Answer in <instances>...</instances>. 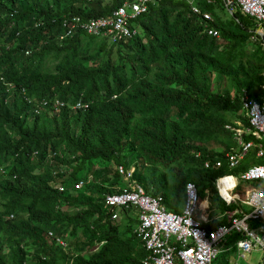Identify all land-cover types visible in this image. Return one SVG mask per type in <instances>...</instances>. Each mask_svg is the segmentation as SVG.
I'll return each mask as SVG.
<instances>
[{
    "label": "trees",
    "instance_id": "1",
    "mask_svg": "<svg viewBox=\"0 0 264 264\" xmlns=\"http://www.w3.org/2000/svg\"><path fill=\"white\" fill-rule=\"evenodd\" d=\"M119 5L0 0V264H142L148 252L133 233L137 210L120 209L113 220L105 201L126 185L119 167L134 168V180L168 211H183L186 186L195 183L222 215L237 205L221 199L216 180L264 164L256 156L264 140L252 134L245 140L256 147L237 167L225 159L237 144L226 126H250L243 90L259 100L264 84V36L254 19L232 14L223 0H197L213 20L187 0H159L127 40L80 31L61 39L66 20L110 17ZM22 89L48 105L35 113ZM246 185L236 189L242 198ZM225 224L226 216L205 227ZM241 237H229L220 262L235 258Z\"/></svg>",
    "mask_w": 264,
    "mask_h": 264
},
{
    "label": "built area",
    "instance_id": "2",
    "mask_svg": "<svg viewBox=\"0 0 264 264\" xmlns=\"http://www.w3.org/2000/svg\"><path fill=\"white\" fill-rule=\"evenodd\" d=\"M120 5L115 8L110 17L91 18L83 21L81 17L73 16L71 20H66L67 33L61 39L72 37L76 31L85 32L91 36H104L115 39L131 38L137 34V29L132 27V23L139 16L147 13L149 5L157 3L159 0H115ZM216 0H208L209 3ZM225 6L233 14L240 11L242 14L254 19L256 30L260 36H264V0H223ZM88 3H97L96 0H86ZM101 2V1H99ZM191 10L202 15L205 20H212L208 13L201 12L196 4V0H187ZM133 30V31H130ZM210 36L219 37L218 31L209 29ZM30 52L27 51V54ZM57 105L63 106L59 101ZM242 109L244 117L249 121L250 126L245 127L238 122V127L227 125L226 128L233 133L236 147L232 148L226 156L227 165L235 168L243 161L249 152L256 147L254 142H247L245 136L252 134L258 140H264V84L259 91V100L252 98L248 90H243L241 95ZM47 105L45 101L42 108ZM80 107V104L76 106ZM258 158L264 157V147L258 144L256 150ZM210 163H206L209 167ZM222 161L215 163V168H221ZM119 172L123 176L126 185L120 192L108 194L105 197L106 204L112 208L113 220H118L120 214L118 210L123 208H135L139 224L133 233L143 242L148 256L142 264H239L238 260H245L248 253L255 250L264 252V190L252 187L249 183L262 181L264 183V164L252 165L240 176L223 175L216 180V187L221 199L229 206L237 205V209L225 211L222 215H213L215 209L212 208L208 198L207 207L202 209L198 187L195 183H188L186 186V202L181 213L168 211L162 204L161 199L150 196L142 185L133 178L134 169L126 171L119 167ZM240 183H246L245 198H242L236 189ZM86 182L80 181L74 186L78 191L84 188ZM223 188L228 197L224 195ZM63 191V188H60ZM244 207L249 211L243 210ZM226 216L228 224L221 225L210 231L205 225L211 224L214 220ZM260 222L256 227H252L254 222ZM240 234L242 237L234 245L236 258H227L224 262L219 261L221 254L229 251L227 242L232 234ZM54 237L52 232L49 233ZM56 243L67 249L69 243L64 238L56 237ZM260 264H264V257Z\"/></svg>",
    "mask_w": 264,
    "mask_h": 264
},
{
    "label": "rangeland",
    "instance_id": "3",
    "mask_svg": "<svg viewBox=\"0 0 264 264\" xmlns=\"http://www.w3.org/2000/svg\"><path fill=\"white\" fill-rule=\"evenodd\" d=\"M96 1H103V0H96ZM112 1H114V0H112ZM132 27L134 28V22L132 23ZM130 31H133V30H130ZM257 31H260L261 32V29L259 27H257ZM222 84L224 86L225 82L223 81ZM214 86L216 87V84L215 83H214ZM257 183H258V185H260L258 188H263L264 183H262V182H257ZM224 193L228 197L229 194L227 195L226 192H224ZM205 201H208V200H205ZM137 214L138 213L136 211H134L133 215L134 216H137ZM66 241L68 242V240H66ZM69 248H70V245L65 250H68ZM234 257L236 258L237 255L235 254ZM263 257H264V252L263 251L255 250L252 253H248L245 260H243V259L242 260H238V262H239V264H260L262 262Z\"/></svg>",
    "mask_w": 264,
    "mask_h": 264
},
{
    "label": "clouds",
    "instance_id": "4",
    "mask_svg": "<svg viewBox=\"0 0 264 264\" xmlns=\"http://www.w3.org/2000/svg\"><path fill=\"white\" fill-rule=\"evenodd\" d=\"M30 52V51H29ZM26 53V55L27 56H30L31 55V52L29 53V54H27V51L25 52ZM22 95H23V97H24V99L29 103V104H31V105H33L34 106V111H35V113H38V107H40V106H43V103L45 102V100L44 101H42L41 102V104H37L36 102H35V100L34 99H31V98H29V97H27L26 96V90L25 89H22ZM56 101H59V100H55V102ZM47 102V101H46ZM60 102V101H59ZM61 103V102H60ZM64 104V103H63ZM47 105H48V102H47ZM46 105V106H47ZM55 105H57L56 103H55ZM57 106H59V107H64L65 106V104L63 105V106H61L60 104H58ZM77 106V105H76ZM76 106H75V108H76ZM45 107V106H44ZM78 108V107H77Z\"/></svg>",
    "mask_w": 264,
    "mask_h": 264
},
{
    "label": "bare ground",
    "instance_id": "5",
    "mask_svg": "<svg viewBox=\"0 0 264 264\" xmlns=\"http://www.w3.org/2000/svg\"><path fill=\"white\" fill-rule=\"evenodd\" d=\"M222 190H223V193L225 192V190L223 189V188H221ZM230 196V195H229ZM207 201H201L200 202V207L202 208V209H205L206 207H207Z\"/></svg>",
    "mask_w": 264,
    "mask_h": 264
},
{
    "label": "crops",
    "instance_id": "6",
    "mask_svg": "<svg viewBox=\"0 0 264 264\" xmlns=\"http://www.w3.org/2000/svg\"><path fill=\"white\" fill-rule=\"evenodd\" d=\"M208 1V0H207ZM209 3V2H208ZM215 3H217V0L215 1V2H212V3H210V4H215ZM223 3H224V1H223ZM189 4V3H188ZM196 4H197V0H196ZM225 5V4H224ZM208 14H210V13H208ZM211 15V14H210ZM212 16V15H211ZM212 20H213V17H212ZM132 169H134V168H132ZM205 201V200H204ZM137 212V211H136ZM69 247V246H68Z\"/></svg>",
    "mask_w": 264,
    "mask_h": 264
}]
</instances>
